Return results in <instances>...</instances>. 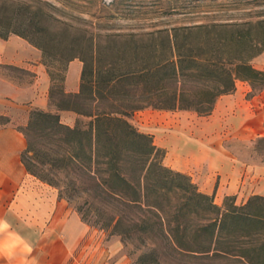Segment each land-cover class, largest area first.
Segmentation results:
<instances>
[{
	"label": "trees",
	"instance_id": "trees-1",
	"mask_svg": "<svg viewBox=\"0 0 264 264\" xmlns=\"http://www.w3.org/2000/svg\"><path fill=\"white\" fill-rule=\"evenodd\" d=\"M21 7L1 13L0 38L16 34L40 49L52 78L50 104L82 117L69 126L57 111L28 112L16 125L26 139L21 161L28 174L68 202L80 199L74 208L90 226L136 238L141 264H159L162 254L180 264H264V195L217 204L188 175L165 166L164 151L128 119L144 108L207 115L237 81L263 89L264 71L251 60L264 50V20L160 27L138 39L91 43L86 58L75 53L81 42L69 23L64 37L46 41L38 14ZM75 58L83 63L79 90L66 93L65 71ZM8 122L0 114V125ZM59 174L68 180L60 184ZM149 238L161 247L147 245Z\"/></svg>",
	"mask_w": 264,
	"mask_h": 264
},
{
	"label": "crops",
	"instance_id": "crops-1",
	"mask_svg": "<svg viewBox=\"0 0 264 264\" xmlns=\"http://www.w3.org/2000/svg\"><path fill=\"white\" fill-rule=\"evenodd\" d=\"M82 65L78 59L68 63L66 93L78 92ZM51 85L40 49L16 34L0 38V114L10 118L0 125V218H6L11 231L33 247L29 261L36 257L38 264H117L123 258L122 264H128L120 253L111 255L115 250L104 242L101 230L84 222L55 188L28 174L21 161L26 139L14 119L24 124L35 108L57 111L60 121L69 126L82 118L50 104ZM154 110L138 130L150 134L164 151L165 166L188 175L216 203L227 196L241 204L250 196L264 195V163L250 162L236 149L238 144L250 149L257 137L264 136V88L252 92L247 81H237L232 92L215 100L207 115ZM21 260L17 249L11 264ZM0 264L9 262L0 257Z\"/></svg>",
	"mask_w": 264,
	"mask_h": 264
},
{
	"label": "rangeland",
	"instance_id": "rangeland-1",
	"mask_svg": "<svg viewBox=\"0 0 264 264\" xmlns=\"http://www.w3.org/2000/svg\"><path fill=\"white\" fill-rule=\"evenodd\" d=\"M19 6L38 14L35 19L46 32V41L52 38L55 42L64 37V23H69L70 34L81 42L75 53L86 58L89 57L91 43L92 47L105 45L110 39L122 40L128 38L129 34H134V39H138L142 33L160 27L200 22L254 23L264 20V0H0V15L3 11ZM251 64L257 69L264 68V50L251 60ZM57 99L55 93L52 101L56 102ZM154 111L152 108L141 109L133 112L128 119L137 129L142 130L145 122L149 121L150 113ZM20 120L14 119L13 123L22 126ZM236 149L250 162H264V142L255 141L250 149L238 144ZM55 179L60 184L68 180L62 174ZM80 201L74 197L69 203L74 207ZM93 217L90 219L93 220ZM94 228L102 231V239L110 243L114 250L120 246L117 241L123 244L119 253L126 257L128 264H141L137 261V255L142 246L136 238H120L118 235H110L109 230ZM146 243L161 247L156 238H149ZM158 260L159 264L179 263L178 259L163 254Z\"/></svg>",
	"mask_w": 264,
	"mask_h": 264
},
{
	"label": "clouds",
	"instance_id": "clouds-1",
	"mask_svg": "<svg viewBox=\"0 0 264 264\" xmlns=\"http://www.w3.org/2000/svg\"><path fill=\"white\" fill-rule=\"evenodd\" d=\"M11 227L6 218H0V257L11 264V261L15 258L16 250L19 249L22 255L21 264H38L36 257H33L30 261L28 260L33 252V247L18 232L11 231ZM117 243L120 246L115 251H111L112 256H116L123 248L120 241H117ZM122 259L117 260V264H122Z\"/></svg>",
	"mask_w": 264,
	"mask_h": 264
}]
</instances>
